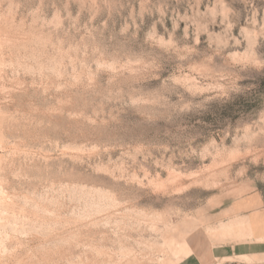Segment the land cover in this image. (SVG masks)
<instances>
[{"label":"rangeland","instance_id":"1","mask_svg":"<svg viewBox=\"0 0 264 264\" xmlns=\"http://www.w3.org/2000/svg\"><path fill=\"white\" fill-rule=\"evenodd\" d=\"M0 39V264H264V0H0Z\"/></svg>","mask_w":264,"mask_h":264},{"label":"crops","instance_id":"2","mask_svg":"<svg viewBox=\"0 0 264 264\" xmlns=\"http://www.w3.org/2000/svg\"><path fill=\"white\" fill-rule=\"evenodd\" d=\"M252 200L251 196L242 198L241 201H238L234 205L230 206L228 211L243 217L247 221L248 228L251 233V240L257 241L262 239L264 242V213H260L257 211V208H253L254 204L251 203ZM237 205H241L238 212L235 211L238 207Z\"/></svg>","mask_w":264,"mask_h":264},{"label":"bare ground","instance_id":"3","mask_svg":"<svg viewBox=\"0 0 264 264\" xmlns=\"http://www.w3.org/2000/svg\"><path fill=\"white\" fill-rule=\"evenodd\" d=\"M3 33V32H2ZM4 36V35H3ZM1 40V39H0ZM7 40H8V38H7ZM1 42V41H0ZM5 43V42H4Z\"/></svg>","mask_w":264,"mask_h":264}]
</instances>
